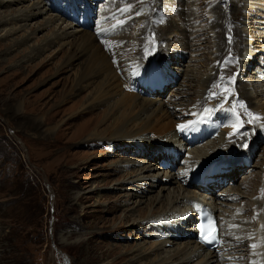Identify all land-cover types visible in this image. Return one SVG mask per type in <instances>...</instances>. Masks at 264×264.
<instances>
[{"label":"rangeland","instance_id":"1","mask_svg":"<svg viewBox=\"0 0 264 264\" xmlns=\"http://www.w3.org/2000/svg\"><path fill=\"white\" fill-rule=\"evenodd\" d=\"M2 1H4L0 5V15L2 16H8L18 9L25 12H28L29 9L31 11L32 8L40 6L39 1L42 2L40 9L42 12L26 22H18L16 26L20 25V27L4 38L3 43L7 45L2 46L0 50V264H63L66 260L70 264H105L114 261L116 256L123 255L125 252H131L128 255H133L136 253V248L146 249L156 246V244H159L158 247L161 248L132 264L142 263L149 257L155 261L160 257L158 255L164 254L165 250H168L169 253H180L182 243H186L189 239L186 236L191 232V227H189L188 219H185L183 221L185 223L182 224L180 221L175 222L178 217L174 213L167 215L168 217L161 214L163 208L166 207L169 190H162L160 195H157L159 185L154 186L151 192L148 188L142 189L141 192L144 197H141L142 202L138 206L135 207V204L130 203L123 208L116 207L118 204H123L124 201L131 202L136 199L133 197L132 187L128 185V175H124L127 171H135L142 165L146 166L147 160L150 161L149 157L142 152L131 154L134 151H121V148L115 143L113 144L106 139L94 145L79 142L86 137V131L91 128L86 123L91 119H93V124L98 123L107 110L111 111L113 109L111 108V101L117 99L121 93L127 92L129 83L123 79L124 82L113 88L111 96L94 112L82 114L77 119H71L67 122L65 119L78 113L100 88L103 93L105 92L102 86L103 76L97 73L98 69L93 66L90 72L95 73V75H91L92 77L90 76L85 80V89L81 92H74L77 88L75 80L87 63L89 56L87 50L78 54L76 60L68 62L69 55L75 52V44L82 35L97 34L96 25L101 20V16H112L103 21L113 24L114 33L112 32L109 42L112 44L118 42L115 44L118 47L137 45L141 37V30L147 26L144 29V35H148V30L151 29V34L142 44L146 47L144 49L146 55L145 57L141 56V62L145 60V62H149L152 52H150L151 45L149 48L147 46L151 40V44L154 43L155 37L156 39L159 38L156 32L160 23L165 22V17L169 18L168 12H172L173 18L177 19L181 15V11L184 10L187 17L188 9L185 1L191 2V0H175L174 9L168 11L161 7L159 12L157 8L159 4L164 2L163 0H73V8L76 12L71 7V0ZM192 1L196 2V8H198L196 11H200L201 15L198 21H191L195 27L194 31L200 27L198 25L200 23L205 26V30H208L210 35L205 34V41L198 46L190 45L191 42H184L185 45H180L176 51L177 56H167L169 63L164 72L166 80L160 83L147 79L145 83H141L152 86L156 89L154 90L155 93L146 95L139 92L133 93L140 90L141 87L135 90L131 88L130 91L134 99L142 101L151 98L160 102H175L177 95L186 94L189 101H180L178 105L170 104L175 110L183 111L185 105L189 104L195 97L196 80L201 77L205 70L209 71L211 68L214 70L215 65L217 66L219 62L224 60L225 50L219 54L215 53L216 37L212 28V25L224 15H226L225 19L228 20L225 24L228 29H225L222 34L220 30H216L218 37H222L221 40L232 42L234 39V43L236 40L238 41V37L233 38L234 25L236 26L238 23L241 28L246 25L249 29L248 34L252 37L251 44L256 43L253 42L255 40H264V24L260 21L264 20L261 16L264 5L257 4L254 8L247 10L248 17L245 18L243 15L245 11L236 6L242 0H224L221 6L218 5L219 0ZM256 1L262 2L264 0ZM230 9L238 10L235 14V12L230 13ZM36 11L33 9V12ZM157 12L158 14L167 13V15H158ZM212 13L214 17L211 16ZM79 14H82V17H77ZM230 16H234L233 19L230 20ZM210 17L214 20L212 21ZM82 20H84L83 25H77V22L81 23ZM245 22L246 24H244ZM68 23L70 26L79 29L77 36L49 43V39L56 31L60 32L61 28L64 29ZM69 29L71 30L69 26H66L65 30ZM169 35V33L166 34L167 39L164 41L165 50ZM225 35H228L227 39H230L226 40ZM234 36L236 35L234 34ZM158 41L160 42L159 39ZM235 49L234 45L229 51L226 50V54L231 52L230 50L235 51ZM159 52H161L160 49ZM123 56L131 58L132 54L127 53ZM254 56L255 59L252 60L247 71L238 76V69H235L233 64L220 63L219 81L227 82L233 94L229 96L228 100L217 104V97L210 95L208 100L201 104H204L205 108H212L213 110H210L213 116L217 111L227 107L230 116H232L230 118H234L237 122V125H233L234 129L233 127L230 130L223 129L220 136V139L223 134H230L226 138L234 136L226 144L228 150L232 151L228 157L232 156L233 161L226 159L228 157L222 159V163H228L229 172L224 174V168L221 167L223 168L222 171L216 174H220L222 185L217 179V182L215 180L208 182L205 185L206 192L188 186L190 190L210 196L216 202L220 201L218 197L224 196L225 193L222 192H226V188L230 185L241 188L242 192L247 191L248 194L244 193L239 200L242 204L234 205L235 207L240 206L241 215L245 218H250V216L248 217L251 214V212L248 213L250 209H255L256 206L260 207L264 200V137L258 131V129L260 130V122H264V105L258 107L254 101L247 99L242 94L243 86L249 82L250 76L259 81L261 79L258 76L261 78L262 75L264 79V53L256 52ZM156 57L160 58L161 55H156ZM140 70H144L143 65ZM129 71L128 75L133 70ZM228 71L230 72L228 73ZM249 71L250 74H248ZM252 71L257 72V74ZM123 72L126 71L120 73ZM189 73L196 74L195 81H191L188 77ZM227 73L230 76H227ZM243 78L248 80L243 82L241 81ZM253 78L250 81H253ZM253 83L257 84V82ZM212 85L209 90H215L214 83ZM235 87L241 98L239 96L233 97ZM68 92L70 99L63 106H60L62 97ZM260 98L261 102H264V96H258L257 99ZM241 99L247 110L253 105L255 108H260L262 113V115L257 114L259 115V117L257 116V127L253 133H250V130L253 126L251 117L254 115V111L248 110L241 119L239 116L242 111H239L236 104ZM121 111L115 110L118 117ZM167 113L168 118L164 119L161 124L170 120L174 122L168 110ZM46 115L53 116L52 120L44 122ZM189 118L187 116L185 119ZM243 119L244 121H242ZM226 120H228V125L233 122V120H229V117ZM223 121H221L222 126ZM106 124L108 122L102 126L98 125L97 128L100 130ZM248 132V140L242 142L240 153L236 154L237 148H234V141L239 142L240 138L245 137ZM156 134H150V137H158ZM151 142L153 145L150 146V149L153 147L155 159L153 164L158 166V169L147 171L146 174L148 172L157 174L154 179L151 178L153 183L157 182L155 179L160 178H163V182L164 176L161 175L167 170L177 171V168L182 166L181 162L184 157L178 156L171 165L167 162L168 158L165 159L163 155L155 154L160 151L159 140H151ZM244 158H247L248 162H245ZM162 159L166 163H163ZM208 160H210V156L197 164L192 171L197 170ZM224 160L226 161L224 162ZM185 177L183 176L181 180L187 184L189 177L187 176L188 180L184 179ZM123 179L124 182H122ZM151 179L150 177L147 178L149 182ZM225 180L227 184H223ZM166 186L170 185L167 184ZM246 187L257 188L259 193L253 194L250 192V188L247 189ZM177 193L178 191H175L171 193V196ZM228 204L233 205L232 202H228ZM180 206L178 204L173 208L177 210ZM130 207L140 209L139 217L141 216V220L149 207L153 209L154 214L149 215L150 218H144V222L140 221L129 225L126 222H119L122 215L121 209H129ZM133 212V209L128 211V213ZM134 213L135 215L138 214L137 211ZM194 213L193 216H195ZM135 215L132 214V216ZM132 216H130L131 219ZM164 217L169 223H178V225H173L178 233L174 231L168 233L164 227H159L156 224L157 220L164 219ZM97 226H101L104 233L95 234ZM112 234L116 238L103 239ZM99 239H103L100 244H98ZM163 239L173 243L161 246L160 243ZM115 245L117 247L113 248ZM237 252L242 253L241 255L246 253L242 250Z\"/></svg>","mask_w":264,"mask_h":264},{"label":"bare ground","instance_id":"2","mask_svg":"<svg viewBox=\"0 0 264 264\" xmlns=\"http://www.w3.org/2000/svg\"><path fill=\"white\" fill-rule=\"evenodd\" d=\"M71 1H72L71 7L73 11L76 12V10L73 8L74 5L73 0ZM163 1H164L163 3L159 4L158 8L156 7L158 12L160 11L161 7H164L168 11H171L176 6L175 0L174 1L163 0ZM222 1L224 0H219L218 5L221 6ZM3 2L4 1L0 0V5H2ZM41 3L42 2L39 1L40 6H37V8H32L31 11L29 9L27 10L28 12L18 9L16 12L8 16L0 15V50L2 46L5 47L7 45L6 43H3L4 38L10 35L15 29L20 27V25L16 26L18 22H22V21L26 22L27 20L33 18V16H35L36 14H40L42 12L40 10L42 8ZM185 3L187 4L186 6L188 9L187 17L184 10L181 11L182 13L180 16H178L177 19L173 18L174 15H172V12L171 13L168 12L169 18L164 16L165 22L160 23V27L159 29H157L156 32V35L159 37L157 38L160 40V42L158 41V39H156V37L154 38L153 44H151L152 40L151 41L149 40L150 43L147 46V48H149V46L151 45L150 52H152V54L150 53L149 62H145L146 60L141 62L142 57H145L146 55V53L144 52V49L146 47L145 45L143 46L142 44L146 41V38H148V36L151 34L150 32L151 29H149L148 35H144L145 33L144 29L147 26L141 30L142 33H141V37L139 38L138 44L135 45L134 43L135 46L130 45L131 47L122 46V45L118 47L117 45L115 46V44H117L118 42L115 44L109 42L111 40V34L113 32V24L110 22H105L103 20L106 18H111L112 17L111 15L101 16V20L96 25L97 26L96 35L89 34V35H82L81 37L78 36L81 39L75 44L76 45L75 52H72L69 55L68 62L76 60L78 58V54H81L83 50H87L89 52V56L87 59V63L85 64V68H83L80 71V73L78 74L75 80L77 82V83L75 82V86L77 88L74 92L83 91L85 89V85H84L85 80L90 78L91 75L92 76L95 75V73L90 72L92 66L96 67L98 69L97 73L103 76L102 86L104 87L105 92L103 93L102 89L100 88L99 91L96 92V94L91 98V100L82 106L81 110L78 113L67 117L65 119V122H67L68 120L70 121L71 119L72 120L77 119L82 114H89L92 111L94 112L97 108H99L101 105H103L106 102V99H108L111 96V92L114 90L113 88H115L118 85L120 86L122 82H124L123 79H125V81L129 83V85H131V83H135L136 81H138L139 83H145L147 79H151L152 82H160V83L163 80H166V76L164 75V72L166 71V68H168V63H169L168 62L169 59L167 56L176 55L177 54L176 51H178L179 46L185 45L184 42H191L192 44L190 45L198 46L205 41L206 38L205 34L210 35V32H208V30H205L206 29L205 26L200 23L198 24L200 27H198L196 31H194L195 27L194 25L191 24V21L192 22L195 20L198 21V18L201 17L200 11L199 12L196 11L198 8H196L197 4L195 1L192 0L191 2L185 1ZM173 4H175V6H173ZM257 4L264 5V1L257 2L256 0H242V2H238L236 6L237 8H240V10L243 9V11H245L243 15L246 18L248 17L246 11L254 8V6H256ZM33 9H36L37 11L33 12ZM235 9H230L231 11L230 13L235 12L236 14L238 9L237 10ZM161 14L167 15V13H159L158 15ZM211 16L214 17V14L212 13ZM225 16L226 15L219 18L220 20L218 19L219 21L217 20L216 23L212 25L216 37L214 43L215 44L214 48H216L215 53L217 52L219 54L225 50L223 54L224 60L222 62H219L217 66L215 65L214 70H212V68L209 71L205 70V72L201 74V77L198 80H196L197 91L195 93V97L189 104L187 103L185 105L183 111L175 110L174 107L170 106V104L178 105L180 101L183 102L189 101V98L186 97V94L177 95L175 102H160L157 101L156 99L152 100L151 98L148 100L145 99L142 101H138L137 99H134V96L132 95L131 91L128 89L127 92L121 93V95L117 99H113L111 101L110 104H111V108L113 109L111 111L107 110L103 114L102 119H100L98 123L96 122L93 124L92 123L93 119H91L86 123L88 126H91V128L90 130L86 131L85 134L86 137H84L79 141L82 143L84 142V144L94 145L95 143L106 139L108 141H111V143L113 144L115 143V145L121 148V151H126V152H129L131 150L134 151V153L131 154H136V153L140 154V152H142L149 157L151 162L147 160L148 164H146V166L142 165L141 168H138L135 171H131V172L127 171L125 173L124 176L128 175V180H129L128 185L132 187L131 189L133 190V197L136 199L131 202L124 201L123 204L116 205L117 208H123L126 204H130V203L135 204V207L138 206L142 202L141 197H144V195H142L141 192L142 189L148 188L150 189L151 192L153 191L154 186L159 185L157 195H160L162 190H169L167 194L166 207L163 208L162 210L163 212L161 214L167 216L170 214L172 215V213H174L178 217L177 219H175V222L180 221L182 222V224L185 223L183 222L185 219L189 220L188 222H189V227H191V232L189 234L186 233L187 234L186 238L189 239L187 240L186 243H182L181 246L182 251L180 253H169L168 250L167 251L165 250L163 255H158L160 257H158L157 260L155 259L154 261L152 258L149 257V259H146V261L139 264H230L231 261H234L235 264H264V200L261 203L260 207L256 206L255 209H250V211L248 212V213L251 212V214L248 215V217L250 216V218H245V216L241 215L242 209L240 208V206L235 207L234 205L242 204V202H240L239 200L242 198L244 193L248 194L247 191L242 192L241 188L230 185L226 188L227 189L226 192L225 191L222 192L225 193L224 196L218 197V199L220 200L218 202L213 200L210 196L195 191V190L199 191L201 189L203 190V192H206L207 189L206 186L198 187L194 183L197 175L200 174L199 172L203 168L205 169L207 168L206 172L202 175V177L208 178L209 176V178L213 177L216 180L220 174L219 175L214 174L211 176L210 173L217 170L219 171L216 173L221 172L223 168H221L219 164H222L223 161L222 159L230 156L232 152L228 150L226 144L230 139H233L234 136H232L231 138H226L230 134H223V137L220 139L223 129L230 130L232 129L233 125H237L236 120L234 118H230L232 116H230L227 107L223 108L221 111H217L216 113L217 118H219L220 120L219 125L221 128L220 132L216 136H208L207 138L201 140L202 137L200 138V135L204 131V126H202V124H198V121L200 119L205 120L204 115L206 113L212 112L210 110L212 108L208 109L204 107V104L201 105L205 100H208L207 98L210 95H215L217 97V102L215 101L217 104V103H222L225 100H228L229 96L233 94L232 91L230 90V85H228L227 82L219 81L221 74L220 63L221 64L225 63L227 65L233 64L235 69H238L237 72L238 73L237 76H238L243 72L247 71L248 66L251 64L252 60L255 59L254 55L256 52L264 53V40H255L253 42L256 43L251 44L252 37H250V34H248L249 29L246 27V25H243L242 28L238 25L239 23L236 26L234 25V30H235L234 34L236 36H234L233 34V38L238 37V41L235 39L236 40L235 43L233 42L234 41L233 38H232L233 39L232 42L231 41L225 42L224 40H221L220 38L222 37H218L216 30H220L222 34V32L225 29H228L227 27H225V24L228 21L225 19ZM261 16L264 19V7H262ZM233 17L230 16L229 19L231 20L233 19ZM213 20L214 19L212 18V21ZM260 21L263 22L264 24V20H260ZM83 22L84 20H82L81 23L77 22L78 23L77 25L82 26ZM244 24H246V22ZM66 26H69L71 30L70 29L65 30ZM65 28L64 29L61 28L60 32L56 31V33L49 39V43H54V42H58L59 40H65L73 36H77V33L79 32V29L73 27L72 25L70 26L69 23L65 25ZM179 29H181V31H179ZM167 33H169L170 35L168 37L169 40L166 43L167 45V49H166L167 51H166L165 50L166 47L164 48L165 46L164 41L167 39L166 36ZM133 36H135V34H133ZM224 37L226 40L230 39V38L227 39L228 35H225ZM243 42L245 43V46ZM234 45L236 48L235 51L233 50L234 51L233 52L232 50H230L231 52H228L226 54V50L229 51V49L232 46L234 47ZM159 49L161 50V52H159ZM127 53L132 54L131 58H125L123 56V54H127ZM156 55L158 56L161 55L160 58L163 59L157 58ZM215 59L216 58H214V60ZM142 65L144 70H140ZM124 70L126 71L125 73L124 72L120 73L121 71ZM129 70H133L131 71L130 75H128L130 72ZM229 72L230 71H228V73ZM252 72H254V74L255 73L257 74V72L255 71ZM228 73L227 76H230ZM248 74H250V71ZM188 77L191 79V81H195V78L197 76L194 73H189ZM258 77L261 80L258 81L252 76L248 78L250 80H252L253 78V81L249 80L248 83L244 84L243 86L244 89L242 94L247 99L254 101V103H256L258 107H260L261 105H264V102H261V98L260 99L257 98L258 96L261 97L264 96V79L262 75L261 78L260 76ZM248 79L243 78L241 81L246 82ZM253 82H257V84H254ZM213 83L215 90L214 89L209 90V87ZM207 94L208 96H205ZM237 96L241 98V96L237 93L235 87V93L233 97L237 98ZM62 98L63 100L61 101L60 106H63L70 99V93L68 92ZM236 104L238 105L239 111L240 112L242 111L239 116L241 119L243 115H245V113L248 112V110L254 111L253 112L254 115H252L251 117L253 121L251 122V124L253 126L250 130V133H253V130L255 129V127H257V116L259 117V115L257 114L259 113L262 115V113L260 112V108H255L253 105H251L247 110L246 106L242 102V99L240 100L239 103ZM246 104L248 105V103ZM115 110L118 111L122 110L120 112L119 117L115 113ZM167 110L171 113L172 120H174V122L170 120L164 124H161V122L164 119L168 118ZM187 116H189L190 118L185 119ZM228 117L229 120H233L231 125H228V120H226L228 119ZM52 118L53 116L46 115L44 117V122L46 120L50 121L52 120ZM222 120H224L223 126L221 124ZM242 121H244V119ZM106 122H108V124H106L105 127L101 128L100 130L97 128L98 125L102 126ZM187 122L190 123H188L184 129H181L180 131H174L175 126L177 124L180 125ZM173 123H174V127L172 128ZM259 126H260V130L258 129V131L264 137V122H260ZM156 127H158V129H156ZM90 131L92 132L90 133ZM150 134H156L158 135V137L155 138L150 137ZM248 138H249V132L245 135V137H241L239 142H237V140L234 141L233 144L234 148H237L235 152L236 154H238V152L240 153L242 142L244 140H248ZM156 139L159 140L158 146L160 148V151L155 154L163 155L164 156L163 158L165 159L168 158L167 162L173 165L176 159L173 155L167 153V150L169 148H173L176 151V154H178V156L184 157L182 160L184 163H182V166L177 168L178 170L175 172L169 170L165 171L161 175L164 176L163 182H162L163 178H160V179H155L157 182L153 183L151 181L152 179H154V177L157 176V174L155 175L153 174V172H148V174H146V172L158 169V166H155V164H153V162L155 161L153 157L154 156L153 147L152 149H150V146L153 145V142H151V140H156ZM185 139H189L190 142H194V144H192L191 146L185 144L184 147L181 141H184ZM199 140H201L200 143L195 145V143L198 142ZM225 152L229 153V155H227V153ZM209 156H210V160L202 164L197 170L192 171L193 169L196 168L197 164H199L201 161L203 162V160H205ZM226 159H228L229 161H233L232 156ZM159 164L161 165L160 160H159ZM183 176H190V177L193 176V179L191 180V182L185 184L181 180ZM149 177L150 179L152 178L150 182L147 180V178ZM245 178H247V175H245ZM122 182H124V179ZM167 184L170 186H166ZM174 184L176 185L173 186ZM188 186H193L192 189L195 190H190ZM246 188L248 189L250 187H246ZM175 191H178V193L175 194L174 196H171V193ZM250 192L253 194H258L259 190L253 187L250 188ZM193 202H199V203L203 202L211 205L213 208L216 209L219 225L220 223H222V227L220 226L221 234L222 236H227L226 239L228 241V244H226V246L236 243L238 244L237 246L233 247L232 253L230 254L228 253L226 255L225 254L217 255L214 251L205 250L202 246H200L195 242L194 233L192 232L191 224L196 220L195 217L196 214L194 213V210L192 208L196 209L197 205L194 206ZM228 202H232L233 205L228 204ZM178 204H180L182 207L180 206L179 209L175 210V208L173 207H176V205ZM171 208H173L174 210L173 209L171 210ZM107 209L109 210V208ZM129 209H133L134 212L137 211L138 214L135 215L134 212L128 213ZM129 209H125V208L121 209L122 215L119 222H124V223L126 222L128 225L138 223L140 221L144 222L145 219L150 218L149 215L154 214L153 209L149 207L144 214L145 219L143 218L144 219L143 221V219L141 220L140 218L141 216L139 217L140 209L138 210L133 207H130ZM193 213L195 214V216H193ZM132 214H134L135 216H132ZM130 216H132V219L130 218ZM194 217L195 219H193ZM165 218L166 217H164V219L157 220L156 224H158L159 227H164L168 231V233H173V231L175 233H178L176 232L173 226L175 223H169L165 220ZM175 225H178V223ZM102 232L103 230L101 226H97V230L95 234L100 235L102 234ZM163 235L165 236V234ZM114 238L116 237L115 235L112 234L108 238H103V239L106 240V239H114ZM178 238L181 237L178 236ZM103 239H99L98 244H100L101 241H103ZM171 243L173 242H170L167 239H163L160 245L165 246ZM158 245L159 244H156V246H152L146 249H141L140 247L136 248L135 249L136 253H134L133 255H128L131 254V252L128 253L125 252L123 253V255L121 254L116 256L114 261L106 262L105 264H132L133 262H137L138 259L141 260V258H144L146 255L153 254L156 250L160 249L161 247H158ZM252 245H255V247H252ZM115 247H117V245H115L113 248ZM238 250L245 251L246 253L244 255H241L242 253L239 254V252H237ZM227 257H229L230 259H227ZM237 257L239 258L237 259Z\"/></svg>","mask_w":264,"mask_h":264},{"label":"snow or ice","instance_id":"3","mask_svg":"<svg viewBox=\"0 0 264 264\" xmlns=\"http://www.w3.org/2000/svg\"><path fill=\"white\" fill-rule=\"evenodd\" d=\"M179 127H183V126H179ZM207 238V237H206ZM212 238H214V237H212ZM252 247H255V245H252Z\"/></svg>","mask_w":264,"mask_h":264}]
</instances>
